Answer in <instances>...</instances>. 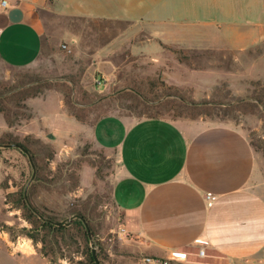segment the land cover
Segmentation results:
<instances>
[{
	"label": "crops",
	"instance_id": "0c3cea01",
	"mask_svg": "<svg viewBox=\"0 0 264 264\" xmlns=\"http://www.w3.org/2000/svg\"><path fill=\"white\" fill-rule=\"evenodd\" d=\"M60 41L88 57L82 79L99 91L128 56L159 64L166 46L231 50L234 60L264 77V0H7L0 8L2 64L30 66L44 46L55 50ZM159 75L185 77L169 68ZM231 86V94L244 93ZM56 100L55 106H35L22 126L2 121L0 131L47 134L59 157L65 151L83 156L88 143L111 160V196L120 212L114 230L121 237L101 236L108 264H149L144 256L167 257L173 250L190 251L188 260L173 264H230L264 249L263 157L241 125L206 114L109 112L87 121L70 113L59 94ZM81 166L82 184L69 192L78 196L97 163ZM199 246L207 261L193 256Z\"/></svg>",
	"mask_w": 264,
	"mask_h": 264
},
{
	"label": "rangeland",
	"instance_id": "374dc122",
	"mask_svg": "<svg viewBox=\"0 0 264 264\" xmlns=\"http://www.w3.org/2000/svg\"><path fill=\"white\" fill-rule=\"evenodd\" d=\"M62 43L60 41L55 50L44 46L40 58L27 67H13L0 62V123L14 122L13 124L20 126L28 123L34 107L55 106L57 94L62 97L68 111L83 115L87 121L103 112L134 113L138 116L151 113L171 118L206 114L210 117L229 119L241 125L255 149L262 155L264 168V104L253 98L264 102V77L254 76L247 62L234 60L231 50L166 46L161 57L162 62L159 64L152 62L149 56L130 55L126 58L127 63L118 64L114 70V81L106 90L99 91L87 86L82 79L88 57L78 55L68 45L63 47ZM177 59L184 63H177ZM187 65L191 67L190 70L186 69ZM167 68L173 70L174 75L183 73V81L176 77H160L159 73ZM222 81L226 83L224 87L221 85ZM232 83L241 89L245 88L244 93L231 94ZM70 85L73 91L68 97L65 91ZM126 85L136 86L137 91L148 99L147 103H138L125 93L107 98L98 106L89 108L79 106V103L73 101L82 100L79 92L81 89L93 94L109 92ZM68 98L69 101H66ZM196 99L214 102L216 99H225L230 103L224 106H191L189 103ZM5 133L17 139H25L30 152L34 154L33 177L38 175L39 179L33 185L32 198L38 206L47 205L62 211L70 201L81 200L85 203L88 201V206L94 208L91 217L97 235V245H100L104 264H108L106 241L101 236H120V233L114 230L120 212L111 196V160L96 153L88 143L82 149L83 156L65 151L59 157L56 142L47 134L24 138L23 135L0 131V136L3 137ZM3 142L5 141L0 144ZM92 161L97 163V169L94 176L87 173L84 178L83 187L86 191L80 196L70 194L79 183L82 184L79 174L81 165ZM32 172L27 154L23 156L15 148H0V180L9 175V183L19 180L25 187L32 180L29 181ZM55 210V213L51 214L62 215V212ZM30 226L31 223L22 217L19 208L4 202L0 188V264H70L66 257H56L51 261L48 256H44L40 252L41 241L34 240L28 234L27 229ZM97 245L95 244L96 248ZM184 251L187 256L182 261L189 259L190 251ZM192 252L196 260L207 261L206 250L203 255L198 254V247ZM64 253L68 251L65 249ZM169 264H173L172 261ZM230 264H264V249L253 258Z\"/></svg>",
	"mask_w": 264,
	"mask_h": 264
},
{
	"label": "trees",
	"instance_id": "16d2710c",
	"mask_svg": "<svg viewBox=\"0 0 264 264\" xmlns=\"http://www.w3.org/2000/svg\"><path fill=\"white\" fill-rule=\"evenodd\" d=\"M136 86L126 85L125 87H117L114 88V90L109 92H101V93H93L91 94L90 91L81 89L79 90L82 100L78 101L73 99L74 102L79 103V106L84 107H92V106H98L99 103L104 100H107V98L111 99L113 97H118L122 95L123 93L127 94L131 98L135 99L138 103H147L148 99L145 98L142 94L137 91ZM70 91V92H69ZM72 86H68L66 89V95H69L72 93ZM256 99L259 103L264 104L261 99H257L256 97H253ZM71 99V98H70ZM66 101H69V98L66 99ZM250 101V100H249ZM101 102V103H102ZM70 112V111H69ZM77 118L81 120H86V118L83 115H79L76 112L72 111L70 112ZM106 114L105 112L99 113L95 118H97L100 115ZM147 115H158V114H147ZM14 122H8V124H13ZM32 134H26L23 137L28 138ZM25 139H17L15 136L4 134V136H0V143L1 141H5L3 143H8L12 141H20L24 146L28 148L26 145ZM252 145L254 146L253 142L250 140ZM1 146V145H0ZM3 148H15L19 151L21 155H25L26 152H24L21 148L17 146H1ZM0 147V148H1ZM32 155V158H34V154L30 152ZM35 159V158H34ZM37 168V165H36ZM39 179V176L36 175L32 178L30 184L28 185V191L27 196L31 203L36 207L38 212L42 214L46 218L50 219H63L64 217L68 216L69 214L73 213H80L84 216L86 221H88L90 226V231L92 233V238L94 243L97 245V235L93 226L92 222V214L91 212L94 210L93 207L88 206V201H81V200H75L70 201L67 203V208L63 209L62 211L55 210L54 207H50L45 205L44 207L38 206L32 198V188L35 182ZM10 176L5 175L0 180V188L2 189L3 196H4V202L10 203L11 206L17 207L21 210V215L24 217L27 221L31 223V226L28 227V234L34 239H39L41 241V248L40 252L44 256H48L51 261H53L56 257H66L70 264H95L94 259L91 255V247H90V238L88 236L85 224L83 220L79 217H73L69 224H55L47 219H42L39 217V215L32 210V208L27 204L25 197H24V187L22 182L19 180H12V184L9 183ZM55 211L62 212V215L55 216L51 214ZM57 212V213H59ZM55 213V212H54ZM67 250L68 253H64V250ZM97 255L100 259L101 264H104L103 257L100 253V245H97L96 248Z\"/></svg>",
	"mask_w": 264,
	"mask_h": 264
},
{
	"label": "water",
	"instance_id": "95a60500",
	"mask_svg": "<svg viewBox=\"0 0 264 264\" xmlns=\"http://www.w3.org/2000/svg\"><path fill=\"white\" fill-rule=\"evenodd\" d=\"M0 145H3V146H17L19 148H21L24 152H26V154L28 155V158L30 160V163L32 165V168H33V172H32V175H31V178L29 179V181L32 179L34 173H35V165H34V162L32 160V155L30 154V151L28 150V148L26 146H24V144H22L20 141H12V142H8V143H2ZM29 183V182H28ZM28 183L25 185L24 187V197H25V200L27 202V204L32 208L33 211H35L39 217H41L42 219H47L55 224H61V223H64V224H69L71 219L73 217H79L83 220L84 224H85V227H86V230H87V233H88V236L90 238V247H91V255L94 259V262L95 264H101L100 262V259L97 255V252H96V246L94 244V241H93V238H92V233L90 231V226H89V223L88 221H86V219L84 218V216L80 213H73L63 219H50V218H46L44 217L42 214H40L38 212V210L36 209V207L31 203V201L29 200L28 196H27V188H28Z\"/></svg>",
	"mask_w": 264,
	"mask_h": 264
},
{
	"label": "built area",
	"instance_id": "2783aa9c",
	"mask_svg": "<svg viewBox=\"0 0 264 264\" xmlns=\"http://www.w3.org/2000/svg\"><path fill=\"white\" fill-rule=\"evenodd\" d=\"M7 0H0V8L6 6ZM63 47H67L66 43H62ZM205 248L203 246L198 247V254H204ZM187 256V252L184 250H173L167 257L146 255L143 257L144 261L149 264H169L171 260H183Z\"/></svg>",
	"mask_w": 264,
	"mask_h": 264
}]
</instances>
